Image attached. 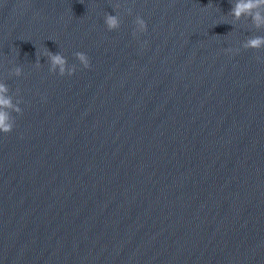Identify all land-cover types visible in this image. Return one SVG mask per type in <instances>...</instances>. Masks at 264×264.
<instances>
[{
	"label": "water",
	"instance_id": "water-1",
	"mask_svg": "<svg viewBox=\"0 0 264 264\" xmlns=\"http://www.w3.org/2000/svg\"><path fill=\"white\" fill-rule=\"evenodd\" d=\"M237 2L0 0L23 110L0 132V264H264V48L244 47L264 26Z\"/></svg>",
	"mask_w": 264,
	"mask_h": 264
},
{
	"label": "clouds",
	"instance_id": "clouds-1",
	"mask_svg": "<svg viewBox=\"0 0 264 264\" xmlns=\"http://www.w3.org/2000/svg\"><path fill=\"white\" fill-rule=\"evenodd\" d=\"M119 5H116L118 7ZM264 7V0H238L235 6L232 8V15L239 19L242 15H250L253 18L256 27L264 26V14L259 9ZM131 11V10H130ZM105 25L109 31H115L120 27V18L117 15L107 14L104 18ZM136 23L139 26V32L145 33L148 30L147 22L142 17H137ZM135 36L136 33H133ZM245 48L261 49L264 48V37H253L246 41ZM227 51H231L230 49ZM238 51V50H237ZM43 55L47 56L51 65V71L55 72L59 69V75H74L76 72V65L69 67L67 58L61 53H52L49 50H45ZM76 59L82 64L85 69L91 68V61L89 56L84 52H76ZM259 59V58H258ZM37 68L41 67L40 60L36 61ZM15 75H22L21 68L15 69ZM8 87L4 83H0V132L10 133L15 127V118L12 113H22V108L19 104H13L12 98L7 95ZM21 103H23L21 101Z\"/></svg>",
	"mask_w": 264,
	"mask_h": 264
}]
</instances>
